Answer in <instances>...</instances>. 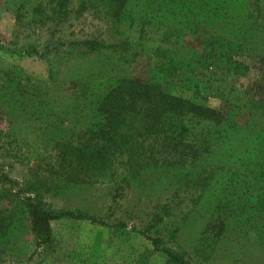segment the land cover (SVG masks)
<instances>
[{"label": "rangeland", "instance_id": "1", "mask_svg": "<svg viewBox=\"0 0 264 264\" xmlns=\"http://www.w3.org/2000/svg\"><path fill=\"white\" fill-rule=\"evenodd\" d=\"M24 1L0 0V135L15 128L29 140L53 143L78 130L80 122L74 118L81 105H90L99 96L102 77L152 76L153 58L121 56L118 49L85 53L71 46L70 42L86 38L106 43L122 39L117 29L90 10L76 15V0H70L65 17L51 13L47 2L40 10H31ZM250 2L211 0L208 4L217 13L210 10L205 23L220 34L235 36L240 18L249 22L247 16L255 24L242 35L252 49L233 56L239 65L231 63L203 74L223 77L255 94L264 87V0H258V12ZM200 8L203 11L205 6ZM48 69L53 79L48 78ZM192 83L191 74L180 71L169 78L165 89L228 112L222 100L195 93ZM82 89L88 101L83 100ZM34 99L44 103L36 104ZM44 104L51 110L49 123L56 120L58 129L26 126ZM88 109L86 115L91 114ZM219 152L214 149L176 163H166L170 156L155 153L157 161L139 163L124 181L83 184L56 181L45 165L7 164L0 159V173L14 182L0 179V209L16 217L11 225L15 231L4 236L0 264H178L166 257L162 247L182 256L183 264H264V206L260 215H252L250 198L236 188V181L227 186L213 182L222 174ZM41 180L44 183L38 184ZM211 184L217 192L210 191ZM16 190L18 195L12 196ZM26 195L37 196L45 208L83 212L93 220H51L50 243L37 245L21 205L12 206ZM246 229L259 234L245 236ZM150 237L161 239L159 249Z\"/></svg>", "mask_w": 264, "mask_h": 264}, {"label": "trees", "instance_id": "2", "mask_svg": "<svg viewBox=\"0 0 264 264\" xmlns=\"http://www.w3.org/2000/svg\"><path fill=\"white\" fill-rule=\"evenodd\" d=\"M43 2H47L51 13L59 16L65 17L70 11V0L24 1L31 10H40ZM209 3L208 0H76L73 8L76 15L90 10L117 29L122 39L106 43L86 38L70 45L82 48L85 53L118 49L121 56L153 58L152 76L102 77L104 88L99 96L90 105H81L80 114L74 118L80 122L76 132L41 144L10 128L0 135V159L7 164L45 165L46 172L65 184L106 183L126 180L139 163L157 161L155 153L170 156L171 160L164 159L166 163H176L183 157L192 160L219 149L217 161L222 174L213 178V182L227 186L236 181V188L250 198L252 215H260L264 206V87L250 94L223 77L203 74L214 68H227L231 63H235L233 67L240 64L233 56L250 51L251 46L243 41L242 35L246 28L254 26L255 20L250 16L249 22L240 18V30L228 37L205 23L210 10L217 13ZM250 3L258 12V0ZM243 24L245 28L241 27ZM31 51L36 53L33 48ZM180 71L191 74L195 93L222 100L228 112L166 91L169 78ZM48 78L53 79L51 69ZM73 81L77 85V80ZM81 94L83 100H89L85 90ZM34 103L43 104L44 100L34 99ZM42 106L33 123L26 126L58 129L56 120L49 123L51 110L45 104ZM88 106L91 114L86 115ZM56 116L59 120L60 116ZM0 179L12 182L2 173ZM211 190L217 192L216 185ZM17 204L29 218L37 245L50 243L51 220L62 217L93 220L83 212L45 208L35 195L22 196L12 206ZM15 218L13 212L0 209V253L4 236L16 229L11 226ZM244 234L254 236L259 231L246 229ZM149 239L159 249L161 239ZM160 249L168 259L183 264L182 256L173 250Z\"/></svg>", "mask_w": 264, "mask_h": 264}]
</instances>
